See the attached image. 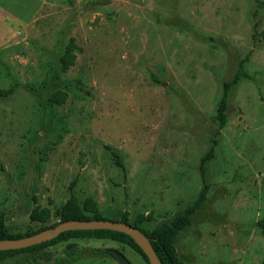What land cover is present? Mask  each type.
Masks as SVG:
<instances>
[{
  "label": "rangeland",
  "instance_id": "374dc122",
  "mask_svg": "<svg viewBox=\"0 0 264 264\" xmlns=\"http://www.w3.org/2000/svg\"><path fill=\"white\" fill-rule=\"evenodd\" d=\"M7 89L0 209L12 234L57 227L71 198L90 218L128 212L152 231L207 184L177 235L180 262L264 264V0H0ZM29 246L0 264H120L111 248L151 264L110 237Z\"/></svg>",
  "mask_w": 264,
  "mask_h": 264
},
{
  "label": "trees",
  "instance_id": "16d2710c",
  "mask_svg": "<svg viewBox=\"0 0 264 264\" xmlns=\"http://www.w3.org/2000/svg\"><path fill=\"white\" fill-rule=\"evenodd\" d=\"M74 48L76 45L73 40L68 44L64 54L61 56V66L64 71H66L71 65L74 64L75 61V53H73ZM225 93L221 99L219 105L218 116L221 124H224L226 121V96L228 91V85L225 89ZM12 93V89L7 90H0V98L6 97ZM52 101L54 102H63L65 100V95L61 92H55L52 95ZM207 159L204 158L202 164ZM118 163L122 165V162L118 160ZM208 186L205 184L200 191L199 196L183 211L177 212L171 219L165 220L161 222L154 230L148 231L143 228H139L151 241L153 248L161 260L163 264H182L179 259L178 251H177V235L192 223V216L196 213L203 205L206 196H207ZM49 209H34L31 217L34 220L38 221H47L50 214ZM128 212H125L121 221L128 223ZM93 219H105L100 217L90 218L84 214V211L75 205L74 199L71 198L65 204L61 221H68V220H93ZM108 219V218H106ZM111 220V219H109ZM116 221V220H112ZM263 224V223H261ZM264 227V225H263ZM33 233H26V234H12L6 225V217L4 211L0 209V240H10L16 238H22L25 236H29ZM72 236H88V237H110L115 240H119L122 242L129 243L131 246L136 248L140 251L144 257L149 260V257L146 253L142 250L141 246L137 243L136 239L131 235L117 231L114 229H72L62 232L60 235L55 237L52 240H47L42 243L34 244L26 249L41 247L46 243L57 241L60 239H64L67 237ZM23 249H8V250H0V261L7 258L8 256L12 255L13 253L19 252Z\"/></svg>",
  "mask_w": 264,
  "mask_h": 264
},
{
  "label": "water",
  "instance_id": "95a60500",
  "mask_svg": "<svg viewBox=\"0 0 264 264\" xmlns=\"http://www.w3.org/2000/svg\"><path fill=\"white\" fill-rule=\"evenodd\" d=\"M71 229H114L125 232L139 240L146 255L149 257L151 264H163L157 256L150 239L139 228L125 222L108 219L63 221L53 229H47L34 235L10 240H0V250L17 249L26 245L42 243ZM109 252L119 261L120 264H133L121 251L111 248L109 249Z\"/></svg>",
  "mask_w": 264,
  "mask_h": 264
}]
</instances>
